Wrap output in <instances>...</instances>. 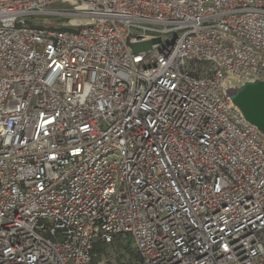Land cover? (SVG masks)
<instances>
[{"label": "built area", "instance_id": "2783aa9c", "mask_svg": "<svg viewBox=\"0 0 264 264\" xmlns=\"http://www.w3.org/2000/svg\"><path fill=\"white\" fill-rule=\"evenodd\" d=\"M256 82L264 0H0V264H264Z\"/></svg>", "mask_w": 264, "mask_h": 264}, {"label": "water", "instance_id": "95a60500", "mask_svg": "<svg viewBox=\"0 0 264 264\" xmlns=\"http://www.w3.org/2000/svg\"><path fill=\"white\" fill-rule=\"evenodd\" d=\"M232 95L247 120L264 132V83H249L241 89L234 90Z\"/></svg>", "mask_w": 264, "mask_h": 264}, {"label": "rangeland", "instance_id": "374dc122", "mask_svg": "<svg viewBox=\"0 0 264 264\" xmlns=\"http://www.w3.org/2000/svg\"><path fill=\"white\" fill-rule=\"evenodd\" d=\"M153 48V42H142L133 46L138 53L148 52ZM95 264H140V257L130 242L119 243L118 246L106 247L99 243L95 248Z\"/></svg>", "mask_w": 264, "mask_h": 264}, {"label": "trees", "instance_id": "16d2710c", "mask_svg": "<svg viewBox=\"0 0 264 264\" xmlns=\"http://www.w3.org/2000/svg\"><path fill=\"white\" fill-rule=\"evenodd\" d=\"M140 257V256H139ZM140 264H141V257H140Z\"/></svg>", "mask_w": 264, "mask_h": 264}]
</instances>
